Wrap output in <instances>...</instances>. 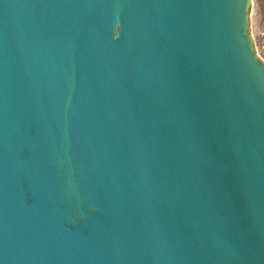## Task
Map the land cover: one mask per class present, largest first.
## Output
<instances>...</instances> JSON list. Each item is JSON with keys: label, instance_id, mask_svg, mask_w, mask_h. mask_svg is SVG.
<instances>
[{"label": "water", "instance_id": "95a60500", "mask_svg": "<svg viewBox=\"0 0 264 264\" xmlns=\"http://www.w3.org/2000/svg\"><path fill=\"white\" fill-rule=\"evenodd\" d=\"M251 0H0V264H264Z\"/></svg>", "mask_w": 264, "mask_h": 264}, {"label": "rangeland", "instance_id": "374dc122", "mask_svg": "<svg viewBox=\"0 0 264 264\" xmlns=\"http://www.w3.org/2000/svg\"><path fill=\"white\" fill-rule=\"evenodd\" d=\"M249 35L255 55L264 65V0H251Z\"/></svg>", "mask_w": 264, "mask_h": 264}]
</instances>
